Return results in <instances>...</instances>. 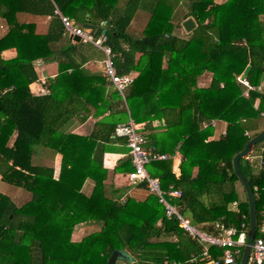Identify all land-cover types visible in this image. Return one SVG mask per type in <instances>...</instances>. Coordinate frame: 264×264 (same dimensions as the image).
Here are the masks:
<instances>
[{
    "label": "trees",
    "instance_id": "obj_1",
    "mask_svg": "<svg viewBox=\"0 0 264 264\" xmlns=\"http://www.w3.org/2000/svg\"><path fill=\"white\" fill-rule=\"evenodd\" d=\"M55 8L77 24L93 25L95 37L105 32L118 75L137 73L126 102L114 89L108 91L112 85L105 75H92L79 62V45L64 41ZM138 10L150 18L134 38L128 28ZM21 14L51 19L46 31L39 32L35 22L19 21ZM0 18L6 22L0 35V183L12 192L0 190V264H108L116 250L123 253L118 260L123 264H209L204 248L175 216L167 217L155 194L143 202H121L122 192L107 186L103 159L109 145L125 147L130 157L125 139L115 137L116 127L129 115L146 139L139 124L157 113L164 116L166 130L161 137L154 134L147 146L160 154L179 151L181 174L175 176L169 160L148 168L159 176L165 193L181 192L169 200L184 218L208 234L217 233V223L239 230L245 224L249 230V204L232 161L264 132V91L249 90L239 80L248 66L250 87L264 80V0H0ZM189 18L196 27L182 36ZM9 50L16 56L5 59ZM38 61L58 64L43 95L29 88L39 79ZM205 79L210 83L200 86ZM104 115L89 137L67 130L72 122ZM213 120L227 124L215 141L210 139L212 125L202 127ZM60 153L55 179L53 165L38 157L53 161ZM260 155L263 168L255 171L250 161ZM130 164L131 158L125 159L117 171L130 173ZM241 168L253 189L258 188L260 221L264 141ZM88 180L94 186L87 194ZM89 223L100 229L74 240L75 228ZM209 255L221 258L223 249L211 247Z\"/></svg>",
    "mask_w": 264,
    "mask_h": 264
},
{
    "label": "crops",
    "instance_id": "obj_2",
    "mask_svg": "<svg viewBox=\"0 0 264 264\" xmlns=\"http://www.w3.org/2000/svg\"><path fill=\"white\" fill-rule=\"evenodd\" d=\"M125 1H128V0H121V2H125ZM215 1H216V3H223V2H226L227 0H215ZM18 17H19V21H23V22H27V23L28 22H35L38 29H39V32H45L46 31L48 23L51 19L50 17L39 18V17L28 16V15H22V14L19 15ZM149 18H150L149 13L142 11V10H138L136 12L135 17L132 20L129 28H128L129 35L134 37V38H139L142 35V33H143V31H144V29H145V27L149 21ZM78 25H80V24H78ZM84 25H80V26L84 28ZM89 25H91V24H89ZM102 26H104V25L102 24ZM94 29H95V27H94ZM86 30L91 31V33L94 34L92 32L93 30H90V29H86ZM5 32H6V22L4 19L0 18V35H3ZM185 33H187V32L185 31ZM103 35H105V32ZM64 36H65V39H64L65 42L71 41L73 44L79 45L80 53L77 56V58H78L79 62H82V64H84V67L88 71V73H90L92 75H96V74L105 75L104 69H103V61L105 59V54L101 50H99L98 48H96L92 44L83 43L81 40L78 43V42L74 41V38H70L69 36H67L65 34H64ZM15 56H16V53L14 50L5 51L3 53V57L5 59H12ZM34 66H35V70L37 72L39 79L37 82L31 84L29 88H30L31 92L35 95L46 94L47 88L45 86V82L47 79L54 78L58 74V64L56 62L43 63L41 61H38L35 63ZM15 74H16V71H15ZM126 75H131L135 80L137 73H131V74H126ZM17 77H20V76H17ZM106 79H107V77H106ZM202 81H203V83H202ZM202 81L199 82V85L204 87V86H207L211 80H209V82L206 79L202 80ZM18 82L20 84H23L24 80L20 77ZM108 82L111 84V82L109 80H108ZM263 82H264V80H263ZM111 89L112 90L114 89V91H117L113 85H112V87H110L108 89V91H112ZM117 93H118V91H117ZM247 93L248 92H246V95H247ZM118 95H119V93H118ZM122 99L124 100V102H126V93H125V99L124 98H122ZM106 115H104L103 117H99V118L90 117L87 121H85V123H82V124H76V123L72 122L68 126L67 130L74 133V134H77V135L89 137L90 134L92 133L93 129H94L95 124L98 121H100L101 118H104ZM130 119H132V118L129 115L128 121ZM213 121L216 122V124L214 126H212V128L214 130H213V135L210 136V139L215 141V140H218L219 137L225 133L227 124H226V122H223V121H219V122H218V120H213ZM204 123H206V122H204ZM139 126H140V128L144 129L143 133H145V135L148 137V139H146L147 143L145 144V149H147V150L153 149L152 147L147 146L148 143L151 142V137L154 136V134L158 135V137H161L162 133L166 130L165 118L161 113H157V114L153 115L148 122L139 124ZM150 145H151V143H150ZM109 146H110L109 150L105 153L104 159H103V163H104L103 166L105 169L108 170V177H107V180L105 181L107 186L110 188V190L114 189V190H119L120 192H122L121 197H120L121 202H124L127 198H133L136 202L145 201L151 193L149 192L147 187L143 188V187L139 186L140 184H142L144 182H140L138 184H132L128 180V173H129L128 171H120V172L117 171V167H118L119 163L124 162V160L127 158H129V159L131 158V156L127 157L126 148L122 147L118 144H111ZM155 146H156V144H155ZM146 147H148V148H146ZM65 148H69V147H64V149ZM41 150L42 149H40V152H41ZM160 152H162V151H160ZM170 152L171 151H163L162 152V154H165L168 156V159L163 160V161H168V160L171 161L172 172L175 174L176 177H179L181 174V163L184 160V158L179 151H175L174 155H171ZM72 153L75 156L76 155V149L73 148ZM61 154L62 153L57 154L55 156V158L53 159V161L52 160L50 161V159L49 160H41L40 157H38V162L43 163V164H47V165H53V167L55 169V174H54L55 179H58L59 174H60L61 162H62L61 161L62 160ZM253 157H255V156H253ZM258 157H261V155ZM254 160L255 159H253V161H252V159H251V161H250L252 166L254 165ZM256 160L258 161L257 166H261L260 159L258 158ZM262 162H263V160H262ZM152 163H154V162H152ZM204 163H205V161H202L201 165H203ZM128 166H129V168L133 169L132 159H131V164ZM123 168H125V167L122 166L121 169H123ZM256 170H258V169H256ZM148 171H149V168H148ZM197 172H198V168L194 167L191 173L193 174V176H195L197 174ZM156 178L159 179V176H156ZM0 179H1V177H0ZM93 186H94V183L92 181L88 180L84 185L83 191L88 194L91 192ZM0 187L3 188V190H2L3 192H7V194L11 195L8 188L3 187L1 185V183H0ZM242 195L243 194H241V199L243 198ZM78 226L79 227L80 226L85 227V235L100 229V225L96 224V223L81 224ZM77 229H79V228H77ZM135 231L137 233H140L138 230H135ZM74 233H76L75 230H74ZM73 236H74V234H73Z\"/></svg>",
    "mask_w": 264,
    "mask_h": 264
},
{
    "label": "built area",
    "instance_id": "obj_3",
    "mask_svg": "<svg viewBox=\"0 0 264 264\" xmlns=\"http://www.w3.org/2000/svg\"><path fill=\"white\" fill-rule=\"evenodd\" d=\"M55 13L61 19L65 35L70 38L77 36L83 43L92 44L105 54V59L103 61L105 76L118 91L119 95L125 99L126 90L133 83L134 78L131 75H118L114 65L115 54L111 47L106 44V36L102 35L95 37L91 31L84 29L67 16L62 15L57 8L55 9ZM239 80L248 86L249 90L264 91V82L261 83L259 87L254 88L250 87L246 80L242 81L241 77ZM215 124L216 122L212 121L211 123H203L202 126L203 128H206L209 125L214 126ZM115 137L125 139L126 146L129 149L133 170L128 173V180L132 184H138L140 182L146 183L149 192L155 194L159 199V203L165 207L167 217L171 218L175 216L179 221L180 227L204 248V254L207 257L209 264H235L236 257L241 254L247 243L249 230L246 229V225L242 224L241 229L239 230L234 226L227 227L224 224L217 223L215 225L217 231L216 234H208L194 226L189 219L184 218L179 213L177 207L169 200L180 197L181 192L179 190H170L165 193L161 187L160 180L152 176L148 171V166L152 162L166 160L168 159V156L158 153L154 148L151 150L145 149L147 140L144 135L139 132L138 127L132 119L126 123H121L116 127ZM258 158L261 161V166L255 167L256 169L261 170L263 168L262 156H255L251 159L253 161V159ZM257 189V187L254 188V191ZM233 206L238 211V203L235 202ZM211 247L223 249L222 257L218 259L211 258L209 255V249ZM248 264H264V207L260 213V221L258 219L255 239Z\"/></svg>",
    "mask_w": 264,
    "mask_h": 264
},
{
    "label": "water",
    "instance_id": "obj_4",
    "mask_svg": "<svg viewBox=\"0 0 264 264\" xmlns=\"http://www.w3.org/2000/svg\"><path fill=\"white\" fill-rule=\"evenodd\" d=\"M195 27H196V24L192 18L187 19L183 23V28L187 33L192 32L195 29ZM84 28L93 30L94 26L89 25V24H85ZM74 41L79 43L80 38L76 36V37H74ZM250 71H251V66H248L247 69L244 71V73L241 76L242 81L246 80ZM262 141H264V132L258 134L254 138H252L246 144L244 150L239 152L238 154H236L233 158V161H232L234 173L237 176V178L239 179V181L242 184L244 191L246 193V197H247L248 204H249V214H250V226H249V231H248V238H247L246 246L244 247V250H243V254H242V257L240 260V264H248V261H249L250 255H251V251H252V246H253L254 239H255L256 228H257V224H258L257 205H256V198H255L254 189H253L251 183L249 182V180L243 174L241 165L243 167L246 166L247 159H248L249 155L252 153L253 148L257 144L261 143ZM122 257H124L123 253L116 250L113 252L112 256L110 257L108 264H116L117 261Z\"/></svg>",
    "mask_w": 264,
    "mask_h": 264
},
{
    "label": "rangeland",
    "instance_id": "obj_5",
    "mask_svg": "<svg viewBox=\"0 0 264 264\" xmlns=\"http://www.w3.org/2000/svg\"><path fill=\"white\" fill-rule=\"evenodd\" d=\"M180 32V31H179ZM181 33V32H180ZM181 35L183 36V35H185V32L183 33H181ZM219 122V121H218ZM217 122V123H218ZM219 126V125H218ZM264 127V124L263 125H261V129ZM255 154H257V152L255 153ZM257 160L255 159L254 160V165H253V170H255L256 171V167L255 166H257ZM0 190H3V188H1L0 187ZM10 193H12L11 191H9ZM12 195V194H11ZM242 200L243 199H246L245 198V196L244 195H242ZM263 198H264V196H263ZM264 207V206H263ZM77 228H79V229H77ZM76 229H75V231H76V233H74V236H73V239L74 240H81L84 236H85V227L84 226H78ZM88 232V231H87ZM89 234V233H88ZM82 237V238H81ZM244 250V249H243ZM118 262V264H123V263H121L122 261H117Z\"/></svg>",
    "mask_w": 264,
    "mask_h": 264
}]
</instances>
